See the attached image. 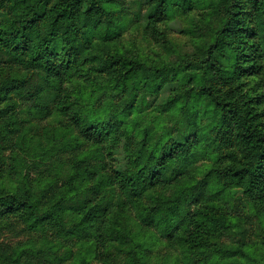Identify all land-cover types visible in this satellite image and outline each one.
Here are the masks:
<instances>
[{
    "label": "rangeland",
    "instance_id": "rangeland-1",
    "mask_svg": "<svg viewBox=\"0 0 264 264\" xmlns=\"http://www.w3.org/2000/svg\"><path fill=\"white\" fill-rule=\"evenodd\" d=\"M0 23V264H264L263 156L222 182L230 258L158 227L264 139V0H4ZM130 172L160 182L130 197Z\"/></svg>",
    "mask_w": 264,
    "mask_h": 264
},
{
    "label": "trees",
    "instance_id": "trees-1",
    "mask_svg": "<svg viewBox=\"0 0 264 264\" xmlns=\"http://www.w3.org/2000/svg\"><path fill=\"white\" fill-rule=\"evenodd\" d=\"M4 0H0V12L2 8V3ZM0 28L1 23H0ZM235 26L231 25L229 29L226 31L227 34V40H229L231 37V33L234 32ZM6 34L5 31L0 30V42H2V36ZM54 36V32H51L50 35L46 36V43L47 45L50 44L52 41V38ZM261 40L263 42V37H261ZM7 44V43H6ZM264 45V43H262ZM14 52L15 50L12 49ZM37 55L42 57L43 52H45L44 47H37ZM72 52L77 57L78 51L76 49H73ZM117 73L122 78V72L117 70ZM63 82L62 78L60 79V83ZM99 134H102V130L96 131ZM256 142H249L246 144L247 147L245 149H240L241 154L243 157L239 160L238 164L236 166L231 167L228 171L221 173L220 179L214 176L215 174L208 175L207 179H211L213 181H216L217 184L213 185L209 192L211 193V196H207V184L206 182L202 183V186H200V193L198 195L200 205L197 208V211L192 217H186L182 222L179 221L178 218H176L175 223L169 222L167 218L161 219L158 223V227L162 230V232H171V235L174 236V245L175 247L184 246L187 243V240L184 237L185 231L189 232L190 235L194 236L196 240L200 241L198 243V251H201L200 254H204V258L207 260L208 263H210L211 259H227L230 258L229 256H232L235 254V250L230 249L226 246L220 245L218 243H212L215 239L216 234L223 231L226 228V225L228 224V221L230 220L227 214V209L222 206L224 203L221 204V194L224 192V186L222 182H225L226 180H229L232 184L238 182V184H234L235 187L243 186L247 189L252 188L254 185H256V182L254 183L253 178L256 176V170L258 169L257 162L260 161L259 156H263L264 159V139L258 137L256 138ZM182 145L176 144L169 148V154L172 156L175 154H179L182 152ZM231 174V175H229ZM159 174L152 175L151 178L145 177L141 173L137 172H130L125 173L121 179V184L123 190L126 192V194L130 197H136L137 195H140L142 190L146 189V187H153L156 184H159ZM243 184L241 185V183ZM8 204L11 203L13 205H17V210L21 208H30V203L27 201V196H12L11 199L9 198L6 201ZM226 205V204H225ZM71 210H83L82 207H77L76 209ZM66 211V210H64ZM82 212V211H81ZM80 214V213H79ZM177 214H175L176 216ZM83 216V214L81 215ZM90 216V215H89ZM89 218V217H88ZM89 223L93 221V219H88ZM86 221L82 223V225L87 226ZM186 224V226H185ZM185 230V231H183ZM77 232H80V229H75L70 234H75ZM186 232V233H187ZM120 243L122 242V239L120 240ZM212 243V244H211Z\"/></svg>",
    "mask_w": 264,
    "mask_h": 264
}]
</instances>
